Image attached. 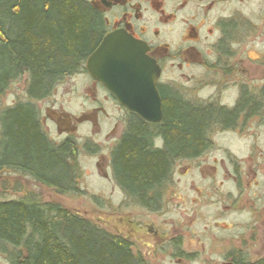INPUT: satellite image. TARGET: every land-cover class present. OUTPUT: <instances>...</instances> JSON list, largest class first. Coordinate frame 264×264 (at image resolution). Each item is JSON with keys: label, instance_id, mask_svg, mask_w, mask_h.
Wrapping results in <instances>:
<instances>
[{"label": "trees", "instance_id": "16d2710c", "mask_svg": "<svg viewBox=\"0 0 264 264\" xmlns=\"http://www.w3.org/2000/svg\"><path fill=\"white\" fill-rule=\"evenodd\" d=\"M105 33L102 15L85 0H0V99L23 77L28 98L0 112V171L19 173L59 195L82 193L76 140H50L37 103L86 72ZM163 109L160 124L129 115L110 157L117 185L133 203L150 209L159 207L173 165L206 149L211 120L218 115L231 125L237 116L170 94L163 96ZM0 256L8 264H147L125 238L30 194L0 200ZM233 263L252 264L242 258Z\"/></svg>", "mask_w": 264, "mask_h": 264}, {"label": "rangeland", "instance_id": "374dc122", "mask_svg": "<svg viewBox=\"0 0 264 264\" xmlns=\"http://www.w3.org/2000/svg\"><path fill=\"white\" fill-rule=\"evenodd\" d=\"M187 73L197 77L187 78V82L180 79L176 86L188 100L200 102L206 94L200 69L190 68ZM26 86L27 77L14 82L0 99V112L26 102ZM37 107L50 140H76L80 167L77 185L82 193L59 195L26 176L5 170L0 171V200H18L30 194L43 202L58 203L111 233L131 235L133 250L147 264H232L241 258L252 264L264 261V126H239L224 133L214 129L209 153L203 158L177 161L170 182L160 193L159 207L150 209L133 203L115 182L109 162L104 165L103 159L109 161L112 149L125 133L127 114L102 89L91 88L86 72L67 78ZM86 144L100 147L98 153ZM157 146H161L160 141ZM228 151L243 173L236 184H224L222 191L229 194L241 189L240 198L249 201V206L216 205L220 196L216 180L219 183L221 176L213 168H218L217 164L220 167L221 161L229 166ZM129 221L133 227H128ZM141 224L160 230L163 242L157 245L146 230L143 235L136 233ZM178 238L181 250L173 244ZM0 264H8L5 257L0 256Z\"/></svg>", "mask_w": 264, "mask_h": 264}, {"label": "flooded vegetation", "instance_id": "af4514ba", "mask_svg": "<svg viewBox=\"0 0 264 264\" xmlns=\"http://www.w3.org/2000/svg\"><path fill=\"white\" fill-rule=\"evenodd\" d=\"M85 1L102 15L106 24L104 38L113 33H124L147 49L146 56L160 71L157 88L162 99L163 118L165 94L177 96L185 103L208 111H237L231 125L221 121L218 115L211 120L206 132L208 145L193 160L203 158L209 153L212 144L210 135L214 129L224 133L239 126H264V0ZM195 67L200 69L198 74L203 80V90L206 92L200 102L188 100L187 94L181 93L176 86V81L180 79L186 82L187 78L195 79V74L189 76L187 73V69ZM86 73L90 78L91 88L94 91L102 89L127 114V125L128 116L135 113L121 106L103 84L94 80L87 70ZM243 101L246 103L243 104ZM144 122L160 124L162 121ZM157 141H160L161 146H157ZM157 141L156 146L162 147L163 141ZM86 146L93 153H98L100 149L89 144ZM228 157L229 166L221 161L220 167L217 164L218 168H213L221 176L219 183L216 180L220 195L217 196L216 205L224 208L249 206V201H242L240 198L241 189L229 194L222 191L224 184L230 181L236 184L243 173L231 151H228ZM103 161L106 166L109 162L113 172L111 159ZM98 167L104 168L102 164ZM105 177L108 179L107 175ZM129 226L133 227L132 221H129ZM145 230L156 239L157 245L165 239L161 237L160 230L148 224L138 225L135 232L143 235ZM132 232L133 229H130L129 233ZM117 235L123 237L120 233ZM123 238L131 244L133 237L130 235ZM181 243L180 238L173 241L178 250L182 249ZM169 244L172 246L170 241ZM182 253L187 255L186 251Z\"/></svg>", "mask_w": 264, "mask_h": 264}, {"label": "water", "instance_id": "95a60500", "mask_svg": "<svg viewBox=\"0 0 264 264\" xmlns=\"http://www.w3.org/2000/svg\"><path fill=\"white\" fill-rule=\"evenodd\" d=\"M146 50L136 39L113 33L102 40L85 67L129 112L146 122L160 123L163 119L157 88L160 71L146 56Z\"/></svg>", "mask_w": 264, "mask_h": 264}]
</instances>
